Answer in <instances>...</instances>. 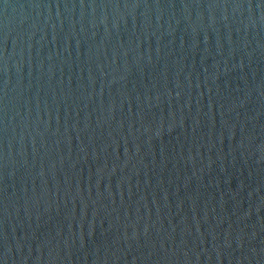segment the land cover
I'll list each match as a JSON object with an SVG mask.
<instances>
[{
    "label": "water",
    "instance_id": "water-1",
    "mask_svg": "<svg viewBox=\"0 0 264 264\" xmlns=\"http://www.w3.org/2000/svg\"><path fill=\"white\" fill-rule=\"evenodd\" d=\"M0 264H264V0H0Z\"/></svg>",
    "mask_w": 264,
    "mask_h": 264
}]
</instances>
